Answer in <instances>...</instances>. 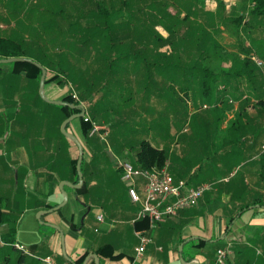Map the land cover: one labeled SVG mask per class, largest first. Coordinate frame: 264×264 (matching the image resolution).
I'll return each instance as SVG.
<instances>
[{
    "label": "crops",
    "instance_id": "0c3cea01",
    "mask_svg": "<svg viewBox=\"0 0 264 264\" xmlns=\"http://www.w3.org/2000/svg\"><path fill=\"white\" fill-rule=\"evenodd\" d=\"M218 1L203 0L201 4L189 1L184 5L179 4L181 11L176 18L197 9L194 6L199 7L205 22L198 23L200 21L198 19L193 23L194 26L196 22L205 26L213 40L224 49L225 53H228H223L226 59L222 67L230 68L235 54H239L241 58L244 57L240 49L241 43L248 45L245 40L233 41L230 38L232 35L225 32L231 9L242 12V0H220L223 5L220 7ZM8 2V0H2L0 3V35L9 32L2 31L5 23H10L9 27L19 29L21 24L17 22V19L27 21L22 15L15 21L8 19L9 15L6 14ZM141 2L139 1L138 4H142ZM168 10L171 13L174 11L170 7ZM188 17L190 18V15ZM137 18L143 22L140 24V29L120 31L116 36L120 43L113 47L78 49L76 53H72L73 55L65 46L61 50L51 51V55L43 51L46 57L51 59L44 58L45 79L50 77L53 69L60 65L61 68L81 71L83 77L98 84H105L107 78V83L115 87L116 93L112 96L120 97L127 94L122 89L129 86L131 95L139 94L135 90L137 86L135 77L131 78V82L129 78L121 82L113 69L117 60L124 59L126 55L147 54L148 63L157 62L159 67H162L160 64L165 62L186 68L187 66L192 68V65L194 68L197 67L198 50L195 47L188 46L187 49L178 43L175 44L171 37L180 38L187 29L186 26L181 28V23H178L170 28L164 23H155V30L163 38L160 44H154L150 38L148 24L151 19L150 14L143 13ZM228 23L235 30V25ZM15 29L11 30L9 35L18 40H39V35L26 34L24 29L21 33H17ZM171 29L174 31L172 35ZM176 29L182 30V34L177 32L178 36H175ZM241 29L242 27L239 26L235 31L239 30L240 33ZM48 36L43 35V38L49 39ZM167 37L174 43L165 41ZM230 46L232 48H229ZM208 51L212 55L220 52L213 45ZM43 53L39 54L37 47L32 49V54L35 56H44ZM24 57L33 59L31 56ZM0 58L3 57L0 56ZM106 70H109L110 78L101 73ZM99 74L102 75L99 76ZM157 78L161 83L162 76L158 75ZM196 79L197 77L193 78V80ZM139 80L144 87L145 81L142 77ZM69 91V82L59 84L57 79L45 80L44 93L48 98L63 99ZM187 93L190 96L188 101L195 99L194 94L201 97L195 87L189 88ZM144 94L146 93H140L141 96ZM38 95V82L34 78L26 75L24 70H17L14 63L7 65L0 62V206L15 217L12 224L15 226V238L18 243L32 247L33 252L39 256H50L56 262H61L64 256L61 252L59 230L40 223L36 214L41 209L53 207L49 204L55 206L61 202L62 194L58 183L61 180L73 182L69 179L71 176L69 160L77 157V147L69 138L63 139L60 136L57 128L58 113L41 101ZM158 96L156 94L154 97L157 99L160 97ZM95 99L96 96L93 97V100ZM169 99V97L167 99L160 97L158 100L162 106H165ZM228 99L233 101L231 97ZM237 103L236 99L233 109L236 108ZM189 105L191 124H189L190 120L187 121L183 117L176 134L173 130L163 131L171 137L173 135V138H169L167 142L158 136L161 132L157 129V125H154L155 131L152 135H155L156 140L153 141L155 145L167 148L168 159L165 166L173 177L186 180L189 186H196L203 181L210 182L212 188L206 190L195 204L179 210L165 221L148 223L149 228L135 226L134 221L137 220L136 212L139 204L130 201L126 183L121 180L114 163H112L114 173L109 167L103 168L102 160L97 158L96 147L93 146L92 151L82 141L79 119L69 123L67 130L74 133L83 146L82 168L84 169L82 171L84 173L82 174L88 181V191L79 193L74 190L77 188L64 186L68 195L67 202L57 210L42 213L40 219L56 224L63 232L65 252L71 259L75 260L84 253L86 256L94 252L98 255L100 264H183L180 256L185 262L214 264L217 248L229 243L231 249L227 255L226 264H264V202L261 201V196L264 194V178L259 170V166L264 168L262 148L264 128L258 137H254L255 134L252 131L256 127L244 125L241 140L230 141L229 137L223 135L226 134L223 131H227L228 121L235 118L237 113H233L231 108L227 110L228 113H222L221 124L216 127L214 121L220 113L203 116L201 113H193L197 110H191V103ZM218 106L223 105L219 103ZM85 108L86 115H92L94 121L97 122L99 119L98 122H104L101 116L92 114L90 105L87 104ZM156 111L158 112L155 107L153 113H157ZM161 111L164 112L163 107ZM139 113H147V111L143 108L139 109ZM183 113H186L184 108ZM249 114L253 116L257 113ZM263 114L255 116L256 122H261ZM184 123L187 125L183 126ZM198 131L206 136L196 141ZM215 132L217 135L213 143L211 136ZM212 151L214 153H211ZM92 153H94L93 156ZM246 159L248 160L245 161ZM252 161L259 163L250 164L249 162ZM60 173L66 174L67 177H60ZM202 176L206 180L202 181ZM117 178L121 183L123 182L122 185ZM87 206L88 212H86ZM93 206L97 207V214L90 229L85 218ZM83 208L85 211L81 215ZM10 224L9 222L1 223L0 232H5ZM40 224L52 228V231H41ZM137 229H144L151 236V241L146 244L139 256L135 254V247L139 244L135 235ZM125 232H130L131 237L130 243L126 245L123 242ZM181 243L183 245L179 251ZM210 244L214 246L211 253L206 249V246ZM38 248L40 252H36ZM109 249H112L114 255L120 254V256L110 257L107 254ZM84 260V264H94L92 256L87 259L84 257Z\"/></svg>",
    "mask_w": 264,
    "mask_h": 264
},
{
    "label": "trees",
    "instance_id": "16d2710c",
    "mask_svg": "<svg viewBox=\"0 0 264 264\" xmlns=\"http://www.w3.org/2000/svg\"><path fill=\"white\" fill-rule=\"evenodd\" d=\"M36 1L37 2L33 1V3L35 4L34 6H37L36 4L41 3L40 0ZM139 1H142V4L139 5ZM189 1L196 4H201L203 2V0H117L116 3L113 0H95V8L90 10H83L81 8V5L76 1L78 4L73 5L77 8L74 10L76 12L74 14L66 13V15L64 13L62 14L61 10L55 11L45 10L44 8H33L31 5H28L27 3L25 4L24 0H10L7 3V8L9 12L17 9H22V15L25 16V19H30L32 21L26 23L25 21H21V19H17V22L21 24L19 29H15L17 33H21L24 29L26 31V34L32 36L42 34L49 35L48 37L53 39V41L64 43L66 49L71 52V55H73L72 53H76L78 49L80 50L96 47H113L114 45L119 44L120 41L118 42L116 39L118 33L126 29H140V24H143V22L139 20L137 16L142 15L143 13H149L151 17L150 22L148 23L150 27L149 31L151 32V41L154 44H160L159 42L163 37H161V35L157 33L154 28V24L158 22L164 23L165 25H169L170 28H172L173 24L182 23L183 25V23L187 21L189 17L188 13H185L183 16H180V18H176L180 14V8L178 5H184L185 3H189ZM173 5L175 7L173 9V13H171V11L168 10V7L172 9ZM218 6H223L222 1H218ZM245 7L247 10L246 13L248 15L253 14L255 16L264 18V0H251L248 5L246 4L245 0H242L241 8L245 9ZM132 15L135 16L132 17ZM243 15V12H239L238 10L232 8L230 11V19L228 18L227 22L233 23L235 25V30H237L244 21ZM50 18H52L53 23L50 21ZM62 22H64V27H62ZM200 25L201 24L196 23V25L194 26V24L189 23V25L186 26L187 29L184 31V34L180 36L179 40L171 36L175 44L178 43L182 46L195 47L198 50L197 67L194 68V66L192 65V68L189 69L187 66V70L185 72L187 76L185 77V79H183L182 89H184V94H186L189 88L195 87L197 89V93L200 94L202 98L203 96L207 98L212 95L213 87L216 86L215 89L217 91H220L221 93H219V95H217L216 98L212 100L211 105L203 107L201 111L210 110L209 113H220L217 119L214 121L215 126L218 127L220 126L222 121V117L220 116L221 113H228L227 110L231 108L230 110H233V113L237 114H235V118L228 121V129L227 131H223V133H226L223 135L229 137L230 141L241 140V137L244 134V125L249 124L251 128L259 127L260 123L256 122L255 116L264 113V97L258 95L257 86L255 85L254 81V69L253 66L249 67V63L251 64V59L246 56L241 58L239 54H235L232 59V61H234V58H236V67L232 72V79L230 83L231 86L233 87L234 84H237V82H235L236 76L240 74L244 76L246 83L251 87L249 88L251 89L249 93L239 94L238 96L234 97L238 100V103L236 108L233 109V107H231V101H229L228 98H224V91L227 85L226 81L229 79V76L231 77V70L229 71V69L223 68L222 66L216 70L212 66H209L207 60L209 59L210 61V57L212 55L208 51L209 47H211L212 45L216 46L218 51L221 49V47L218 45V43H216L215 40H213L212 35L208 30H206L205 26ZM193 28L195 29L192 31ZM11 30L13 31V28L6 31L11 32ZM9 32L5 35H0V56H32V54H30L31 48H24L22 46V43L18 39L9 35ZM173 32V29H171V35ZM172 39L167 37L164 40L172 43ZM240 48L243 47L241 46ZM37 51L39 52V54L43 53V51L39 48H37ZM216 54L218 55V53H214V55ZM40 56L32 57L33 60L36 59L37 62L41 63L42 65H46L44 61L46 55L44 54V56ZM223 57V60L226 59L225 54ZM48 60L51 59L48 58ZM14 65L17 70H24L26 72V75L31 76V78H34L37 82H39L41 71L37 66L25 61L14 62ZM101 73H103L106 77L110 75L109 70H106L104 72L102 71ZM51 74L52 75L45 80L57 79L59 84L69 82L71 89L69 91V94L63 97L64 100L73 103L82 102L83 104H85L84 106L88 104L91 106V112H93L92 114L98 115V113L94 112H96L95 108L99 99L93 100L94 95L92 94L93 92L99 91L100 89H105L107 86H105L104 88V85L106 84H98L93 80H87V78L83 77V73L81 71L79 72L73 69L61 68L60 65L58 67H55ZM101 75L102 74H99V76ZM195 77H197V79L193 80V78ZM80 78L82 79L80 80ZM147 79H149V81H145V93L150 91L147 87H149L150 85L152 86L153 84V78ZM220 85L222 86L220 87ZM171 86V83L167 85L165 92L166 94L169 93L168 90L171 88ZM236 87H239V84H237ZM153 88L154 93H157L160 97L162 94H164L161 92L162 89H158L156 87ZM72 93H75L76 98L72 96ZM115 93L116 91L112 90L111 95ZM105 94L106 93H104L103 96ZM38 97L39 99H41V101H43L45 104L51 107V109L58 113L57 128L59 134L63 139H68L60 131L59 124L65 117L73 112L78 111L79 109H71L66 105L53 104L49 102L46 103V101L43 100L39 95ZM171 102L172 99L170 98L167 101L166 106H168ZM219 103H221L223 106L219 107ZM201 111H196L193 113H201ZM249 113L257 114L250 116ZM78 119L82 130L83 143L86 146H89L92 151L93 146H95L99 151V147H102L99 141V139L101 138L99 132L107 131V128L102 127L98 132L90 134L92 122L98 124L96 121H94V119H92V115L88 116V119L86 120L83 116ZM68 126L69 123L66 125V129ZM140 138L137 140L138 147L134 152L132 162L134 166L144 169H149L152 167L160 169L164 167L168 159L167 148L164 146L159 147L158 145H155L147 137ZM152 138L153 140H156V137L154 135H152ZM93 155L94 153H92V156ZM75 162L76 158H72L69 160L71 170V176L69 177V179H71L73 182H77L78 180L75 169ZM82 163L83 160L81 162V171L82 169H84L82 168ZM113 163L116 166V171L118 172L119 168L116 165L117 161H113ZM82 173L84 172L82 171ZM60 177L65 178L67 176L66 174L60 173ZM174 178L179 179L177 177ZM88 186L89 185L87 179L83 177L82 186L74 190L79 191V193L84 190L88 191ZM49 206L54 205L49 204ZM84 211L85 208H83L81 215L84 213ZM14 219L15 217L12 216L11 213L6 212L0 206V224L3 222L11 223L9 228L5 232H0V264H37L38 260L31 256L29 257V259L25 260V256H27V254H25L15 246V244L18 242L15 238V226L12 224L14 222ZM134 223L137 228H149L148 221L144 218L137 219L134 221ZM29 250L33 252V249L30 246ZM112 252V249H109L107 254L110 257L120 256V254L114 255ZM12 254H16V257L12 258ZM84 257L85 253L75 258L73 262L75 264H81ZM62 259L63 261L65 260L64 257H62Z\"/></svg>",
    "mask_w": 264,
    "mask_h": 264
},
{
    "label": "rangeland",
    "instance_id": "374dc122",
    "mask_svg": "<svg viewBox=\"0 0 264 264\" xmlns=\"http://www.w3.org/2000/svg\"><path fill=\"white\" fill-rule=\"evenodd\" d=\"M10 1V0H9ZM25 4L27 3L28 5H31L33 8H44L45 10H55V11H62V14L66 13L68 14H74L76 11H74L76 6H73L74 4H80L81 8L83 10H90L95 8V0H40V4H36L37 6H34L35 4L33 1L37 2L36 0H24ZM78 3H77V2ZM114 2L117 3V0H113ZM133 1V0H131ZM246 4L247 2L251 0H245ZM0 3H2V0H0ZM248 5V4H247ZM232 6V4H231ZM1 7V6H0ZM174 5L172 10L174 9ZM195 10L190 11L188 15H190V18L185 21L182 25L181 23V28H185V26H188L189 23L193 24L195 21H198V23L204 24L205 22V17L202 14V10L199 7L194 6ZM239 9V8H238ZM181 11V10H180ZM244 15H243V22L241 24V32L239 33L231 27L230 23L227 22V30H225L226 34L232 35L230 36L233 41H237L239 39L241 42L245 40L246 44H242L243 48L241 49V52H243V55L250 58L251 64L249 63V67L253 66L254 69V81L255 85L257 86L258 90V95H261L264 97V18L255 16L253 14H247L246 7L245 9L241 10ZM6 14L9 16L10 21H15L17 17H20L22 15V9H17L12 12H9L7 9ZM24 16V15H22ZM192 19V20H191ZM26 20V19H25ZM50 21L53 23L52 18H50ZM192 21V22H191ZM249 21L247 24L246 22ZM26 22H31L30 19H28ZM197 23V22H196ZM64 22H62V25ZM5 28L2 29L3 32L6 30H10L12 27H9V24L5 23ZM201 26V25H200ZM15 29V27L13 28ZM195 28L192 29V31ZM183 32L182 30L176 29L175 30V36H178V33ZM182 34V33H181ZM184 34V33H183ZM182 34V35H183ZM180 35V34H179ZM177 38V37H176ZM39 40L30 41L28 40H19L22 43V46L24 48H31L30 54H32V49L34 50L35 47L39 48L42 51H45L47 55H51V51L58 49L61 50L64 46V43L61 42H56L51 39V38H43V35H39L38 37ZM178 40L180 38H177ZM50 40V41H49ZM35 42V44H34ZM34 47V48H33ZM227 47V46H226ZM185 48L188 49V46H185ZM229 48H232L231 46ZM220 53L218 55H211V59L207 60L209 63V66H212L214 69H218L219 67L223 66V56L225 53L224 49L221 48ZM226 51V49H225ZM229 51V50H228ZM60 52V51H59ZM228 54V53H225ZM31 56V55H30ZM32 56H35L32 54ZM31 56V57H32ZM177 56V55H176ZM221 56V57H220ZM128 57V58H126ZM148 56L147 54L140 53V55H126L124 59L120 58L117 60L115 65L113 66V69L116 71V76L120 77V81L122 82L126 78H129L131 82V78L136 79V84L135 90H137L138 95H131L129 93L130 86L127 88L122 89L125 91L127 94L124 96L120 97H113L111 95L112 90L115 91V87L112 84L107 83V78L106 82L104 85L107 86L103 90L95 91L93 92L92 95L96 96V99L98 100L96 104L95 110L97 111L98 115L101 116L104 119V122H98L99 119H97V122L100 124H103L102 126L107 128L106 135L104 138H100L99 141L102 145V147H99L98 155L97 158L102 160L103 163V168H110L111 171L113 172V161H121V160H128L130 162H133V157H134V152L138 147V142L137 140L140 137H147L150 139L152 143H154L152 139V134L155 131L154 125H157V129L161 132L158 136L162 138L165 142L168 141L169 138H173L166 133L168 130H173L174 134L177 133L180 121L183 117L187 119V121L190 120L192 121V118L190 119V105L191 103V110H201L203 108V104L205 103L206 106H209L212 104V100L216 98L220 91H217L215 88L216 86L213 87V93L209 97L202 96L200 97L197 94H194L195 99L192 98L189 101L187 100L190 98L189 94L185 93L184 89H182V82L183 79L187 76L185 74L187 68L182 65H175L172 63L165 62L163 64H160L162 67L158 66V63L156 62L155 64H149L147 60ZM255 58H258L262 64L258 65L255 62ZM14 62H7V65L13 64ZM213 63V64H211ZM220 64V65H219ZM236 67V58H234V61H232V67L227 68L229 69L230 75L229 79L226 81V89L224 91V98H229L233 99L231 102V107L234 104V101L236 99L234 97L238 96L239 94H246L251 91L250 86L246 83L244 80V76L242 75H237L235 82L239 84V87L231 86V79H232V72ZM190 69V67L188 66ZM158 75L162 76V83H160L157 78ZM175 76V77H174ZM109 77V76H108ZM140 77H142V80L146 81L149 79L147 78H153V84L152 86L150 85L147 87L150 91L146 92L143 96L140 95V93L145 92V88L142 87L140 84ZM110 78V77H109ZM155 83V85H154ZM171 83V88L168 90V94H166V87L168 84ZM128 84V81H127ZM134 85V86H135ZM132 87V86H131ZM156 87L158 89H162L161 92L164 93L161 95L163 99H167V97L172 99V102L169 103L168 106H162V103L159 102L156 97H154L157 93H154V88ZM162 87V88H160ZM165 87V88H163ZM221 87V85H220ZM71 89V88H70ZM237 90V91H236ZM46 92V91H45ZM108 92V93H107ZM106 93L104 96L103 94ZM234 94V95H233ZM46 95V94H45ZM223 95V96H224ZM93 96V97H94ZM205 101H203V100ZM86 107V106H85ZM158 110L157 113H153L154 110ZM161 107L164 108V112L161 111ZM145 109L147 113H139V109ZM183 108L186 113H183ZM210 110H204L201 111V114L203 116H207L211 113H209ZM222 114V113H221ZM264 115V114H263ZM258 120V119H257ZM264 116L261 119L259 127L255 128L253 131V134H255L254 137H258L260 132L262 131V128H264ZM187 124L184 123L183 126H186ZM163 131H166L163 133ZM217 132V131H216ZM216 132L213 133L212 140L213 143L216 139ZM155 136V135H154ZM206 135L205 134H200V131L197 133V139L198 141L199 138H204ZM141 139V138H140ZM211 147H209L210 149ZM194 154H195V150ZM211 153H214L213 151ZM194 156V155H193ZM242 158V157H241ZM246 159L245 161H247ZM250 164H258L259 162L252 161L249 162ZM259 170L262 173V176L264 178V168H261L259 166ZM114 173V172H113ZM118 179V178H117ZM206 180L204 176H202V181ZM186 181V180H185ZM118 182L120 185H122L121 181L118 179ZM187 183V182H186ZM204 183V181L202 182ZM200 183V184H202ZM211 188H212V183H211ZM262 195V194H261ZM261 201L264 202V194L261 196ZM97 212V207L93 206L91 208V211L87 214L85 222L88 224L89 228L91 229L92 226V221H94V218L96 216ZM89 221V223H88ZM41 231H52V228L40 224L39 226ZM123 242L126 244L130 243V232H125L123 234ZM26 247L29 248V246L25 245ZM214 246L213 245H207L206 249L209 253L213 251ZM36 252H40V249L38 248ZM17 254V253H16ZM16 254H12V258L16 257ZM193 254V253H192ZM30 256H25V260L29 259Z\"/></svg>",
    "mask_w": 264,
    "mask_h": 264
},
{
    "label": "built area",
    "instance_id": "2783aa9c",
    "mask_svg": "<svg viewBox=\"0 0 264 264\" xmlns=\"http://www.w3.org/2000/svg\"><path fill=\"white\" fill-rule=\"evenodd\" d=\"M254 60L258 65L262 64L258 58ZM72 96L76 98L75 93H72ZM205 106L206 104H203V107ZM83 117L85 120L88 119L86 113ZM102 127L92 122L90 134L98 132ZM99 135L104 138L106 131L99 132ZM262 148L264 150V139ZM117 167L119 168L121 180L126 183L127 195L130 201L139 204L136 218H144L149 224L163 222L179 210L195 204L197 199L211 188L210 182L189 186L184 179L174 178L167 171L166 166L160 169L156 167L144 169L134 166L128 160H121L117 162ZM98 218L100 219V217ZM135 235L139 241V244L135 247V254L139 256L146 244L151 241V236L144 229L135 230ZM15 246L25 254L37 259V264H74L67 260L56 262L50 256H39L22 243H16ZM230 249L229 243L217 248L214 264H226Z\"/></svg>",
    "mask_w": 264,
    "mask_h": 264
},
{
    "label": "water",
    "instance_id": "95a60500",
    "mask_svg": "<svg viewBox=\"0 0 264 264\" xmlns=\"http://www.w3.org/2000/svg\"><path fill=\"white\" fill-rule=\"evenodd\" d=\"M17 61L18 62H24V61L25 62H30V63H32L33 65L37 66L40 69L41 73H40L39 82H38V94L43 100H45L46 102H49V103H53V104L66 105V106H68L71 109H79L78 111L73 112L70 115H68L67 117H65L60 123V131L62 132V134L65 135L67 138H69L77 147V157H76V162H75V169H76V173H77V176H78V180H77V182H70L68 180H61L58 183V188H59V190H60V192L62 194L61 202H59L57 205H55L53 207H50L48 209H41L36 214V217L38 218V221L40 223H43L45 225H49V226L59 230L60 238H61V252H62V255L64 256L65 260L74 263L73 259H71L67 255V253L65 252L64 234H63V232L59 229V227L56 224H53V223H50V222H46V221H42L40 219V215L42 213H46V212H51L53 210H57L58 208L62 207L67 202L68 195H67V192H66L64 186H69V187H72V188H80L82 186V184H83V174H82V171H81V161L83 159V146H82L81 141L78 139V137L74 133H72L71 131H68L66 129V125L68 123H70L72 120L78 119V118L84 116V114L86 113V108H85V106H84V104L82 102L73 103V102H69V101L63 100V99L48 98L45 95V93H44V83H45L46 69H45V67L42 64H40L36 60H33L32 58H29V57H24V56H9V57L0 58V62L1 63L17 62ZM88 210H89V207L87 206L86 212H88ZM182 245H183V243L180 244L179 251H181ZM89 256L93 257L94 264H100L99 261H98V255L96 253H94V252L88 253L85 256V259H87ZM180 261L183 264H198V262H195V261L185 262L182 259L181 256H180ZM84 263H85V260L83 261L82 264H84Z\"/></svg>",
    "mask_w": 264,
    "mask_h": 264
}]
</instances>
